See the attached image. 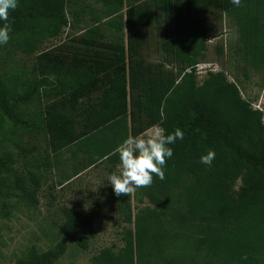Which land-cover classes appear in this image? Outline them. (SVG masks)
<instances>
[{
    "label": "trees",
    "instance_id": "trees-1",
    "mask_svg": "<svg viewBox=\"0 0 264 264\" xmlns=\"http://www.w3.org/2000/svg\"><path fill=\"white\" fill-rule=\"evenodd\" d=\"M94 1L101 11L91 24L49 47L65 27L84 21V9L72 11L71 0H18L9 11L10 38L0 45V123L45 134L39 161L50 168L62 150L82 153L81 169L101 161L115 167L121 140L152 126L165 134L180 128L184 137L171 145L164 179L153 176L149 186L119 196L110 186L126 224L123 244L102 247L88 264H264V113L224 70L208 71L198 83L210 23L190 21L181 12L187 0H167L163 7L161 0ZM157 9L170 27H149L161 18ZM103 18L109 32L101 28ZM261 33L241 27L233 53L261 71L264 87ZM151 45L162 55L157 61L148 57ZM17 52L30 58L28 66L11 64ZM209 149L215 152L210 166L199 161ZM13 164L5 151L0 175ZM27 173L15 187L37 207L41 175ZM3 183L0 177V198ZM134 197L142 204L135 212ZM8 205L1 203L0 218L10 216ZM61 212V239L47 250L29 246L14 264H55L67 238L82 230L93 236L91 215L66 205ZM88 240L76 238L82 249Z\"/></svg>",
    "mask_w": 264,
    "mask_h": 264
},
{
    "label": "rangeland",
    "instance_id": "rangeland-1",
    "mask_svg": "<svg viewBox=\"0 0 264 264\" xmlns=\"http://www.w3.org/2000/svg\"><path fill=\"white\" fill-rule=\"evenodd\" d=\"M218 31L211 30L210 35ZM212 38L207 43L203 61L197 65L198 83L207 76L208 71L224 70L228 79L238 84L241 95L250 100L254 108L262 109L264 113L261 71L245 63L238 53H233L235 45H226L223 37ZM150 40L155 44L156 37ZM54 42L45 45L49 47ZM220 48L222 53L219 52ZM13 57L15 60L12 59V65L23 63L28 66L31 62L30 58L19 52ZM148 57L157 61L162 55L151 45ZM4 69L9 71L11 67L5 66ZM46 150L45 134L21 132L11 129L5 121L0 123V158L5 151L12 153L14 158L12 171L0 175L4 182L2 188L5 195L0 198V205L5 202L10 208V216L0 218V264H14L15 259L31 245L47 250L57 243L61 239L60 229L64 220L61 207L64 205L73 209L81 208L93 217V236L89 230H82L67 238L65 252L55 264H88L91 256L102 247L113 246L117 249L123 244L121 236L126 224L117 211L113 193L110 191L111 185L107 182L108 175L115 172L118 165L111 167L106 161H101L78 174L73 170L81 167L83 157L77 161L69 155L63 159L56 158L55 164L50 168L39 161ZM27 170L41 175L37 207H31L21 199L20 190L15 187L18 176H28ZM239 184L240 181L236 188ZM57 185L60 187L57 188ZM131 203L134 212L142 205L135 197ZM81 236L89 238L86 249H82L76 242V238Z\"/></svg>",
    "mask_w": 264,
    "mask_h": 264
},
{
    "label": "clouds",
    "instance_id": "clouds-1",
    "mask_svg": "<svg viewBox=\"0 0 264 264\" xmlns=\"http://www.w3.org/2000/svg\"><path fill=\"white\" fill-rule=\"evenodd\" d=\"M18 0H0V45H6L10 38L11 26L9 11L15 9ZM239 7L241 0H231ZM184 132L180 128L165 134L160 126H152L136 135H127L117 145L119 165L115 172L107 177L115 195L129 194L134 188L146 187L153 182V176L164 179L167 159L172 157V147L177 140H182ZM215 158L214 150L201 154V164L210 166Z\"/></svg>",
    "mask_w": 264,
    "mask_h": 264
},
{
    "label": "crops",
    "instance_id": "crops-1",
    "mask_svg": "<svg viewBox=\"0 0 264 264\" xmlns=\"http://www.w3.org/2000/svg\"><path fill=\"white\" fill-rule=\"evenodd\" d=\"M165 3L166 6H168L167 0L166 2L161 0L160 7H163ZM227 3H231V0H187V3L184 4L181 9V12H187L190 21H192L193 17H197L198 19L208 21L211 30H219L217 33L209 34L208 42L212 37V39L223 37L224 43L227 42L226 45H236L239 41V29L241 27L253 30L259 29L262 32V38L264 37V0H242L239 7L231 4L228 8H225L224 6L227 5ZM70 8L74 12L84 9V21L78 24L72 23L70 26L65 27L62 36L58 37L54 43H58L60 40L63 41L68 33L70 36H74L83 32L91 24L90 19L92 16L101 11L100 3H97L94 0H71ZM162 10L163 9H157L156 12L157 14H160L161 18L158 21H152L149 25L150 28L170 27L169 17H167L166 20L163 19ZM105 20V18L102 19L101 28L104 31L109 32L108 29L111 25L105 22ZM189 20H187V22ZM228 39L230 41H227ZM68 155L75 159V161L80 160L81 157H83L82 153L74 154L67 150H62L57 154L56 158L63 159V157L66 158ZM91 166L93 165L82 169L80 167L77 170H73V172L79 174L83 170L90 169ZM56 187L59 188L60 185H57Z\"/></svg>",
    "mask_w": 264,
    "mask_h": 264
}]
</instances>
